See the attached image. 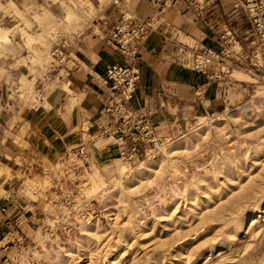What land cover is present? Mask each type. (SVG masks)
<instances>
[{"label":"rangeland","instance_id":"1","mask_svg":"<svg viewBox=\"0 0 264 264\" xmlns=\"http://www.w3.org/2000/svg\"><path fill=\"white\" fill-rule=\"evenodd\" d=\"M91 1L0 0L13 39L0 49V264H264V44L247 2L166 0L215 45L178 29L180 68L203 80L177 98L173 128L155 124L161 155L129 167L99 136L106 121L90 125L71 61L94 23L106 33L138 0ZM75 99L81 141L65 127Z\"/></svg>","mask_w":264,"mask_h":264},{"label":"crops","instance_id":"2","mask_svg":"<svg viewBox=\"0 0 264 264\" xmlns=\"http://www.w3.org/2000/svg\"><path fill=\"white\" fill-rule=\"evenodd\" d=\"M124 1L128 4V0ZM216 2L226 4L227 0H216ZM166 4H168L166 0H138L135 7L129 9L127 7V9L132 14L139 17L147 16L152 18L151 16L157 12L159 18L160 15L164 16L161 17L164 20L161 31L151 34L142 45L139 64L142 68L143 76L137 96L145 112L152 117L156 125H159L161 128H173L176 124V121L174 122L176 117L174 113H172V110H175L173 107H178V105H176V103H178L177 98H182L187 94L190 84H195L203 80L202 76L180 68L183 48L182 43L178 40V36H176V32L178 29H181L185 33L190 32L192 39L202 45L206 44L212 47L215 45V41L213 33L208 35L206 32H202L204 26L203 24H198L199 22L192 25L182 19L184 25L182 23H176L174 19L179 18L177 14L180 11L178 8L176 9L179 1L172 7H165ZM161 9H163V12L160 11ZM180 10L184 11V9ZM110 13L111 11L105 14V16L108 17ZM220 24L221 22L218 23V25ZM99 26L100 25L94 23L93 31L90 35L82 36L80 42H85V48L83 47L84 51L81 55L72 54L74 58L71 61L74 65L72 71L74 78L81 84V89H84V91L88 90V92L92 94L91 97L84 99V103L81 104V107L88 114L90 125H92L94 131L97 126H100L103 121H106L102 114L106 91L102 80L106 68L119 60L118 54L115 53L105 40V33L102 31L99 32ZM90 43L92 45H90ZM76 102L73 109L72 106L70 107V109H72L71 112H69L68 109L66 111L68 118L73 113L76 114L72 115L71 119L69 118V124L65 127L67 131L71 130L70 133L74 135V138L80 136V139L81 136H86V134L76 131L75 128V126H78L77 123L79 122L78 117H75V115H78V109L81 110L79 107L80 102H78V100H76ZM97 116L99 117L97 118ZM94 118L96 120H91ZM55 122L60 126V131H63L61 127L63 123L62 119L57 116ZM56 124H54V126H56Z\"/></svg>","mask_w":264,"mask_h":264},{"label":"built area","instance_id":"3","mask_svg":"<svg viewBox=\"0 0 264 264\" xmlns=\"http://www.w3.org/2000/svg\"><path fill=\"white\" fill-rule=\"evenodd\" d=\"M245 1L258 41L264 44V0ZM118 4L120 1L116 0L115 5ZM163 9L160 11L163 12ZM126 12H119L112 27L104 35L119 60L106 68L102 80L106 89L103 106L106 126L99 136L108 140L115 155L132 167L160 156L166 149L168 139L158 133L155 122L145 112L137 96L143 76L139 64L140 51L151 34L161 31L160 18L143 19ZM220 39L229 45L237 43L228 27ZM214 56L212 51L206 53V57L197 56V64L194 66L196 71L204 72ZM81 153L84 154V148Z\"/></svg>","mask_w":264,"mask_h":264},{"label":"bare ground","instance_id":"4","mask_svg":"<svg viewBox=\"0 0 264 264\" xmlns=\"http://www.w3.org/2000/svg\"><path fill=\"white\" fill-rule=\"evenodd\" d=\"M87 3H89L88 5H92V3H90L89 1H87ZM93 6V5H92ZM46 17V16H45ZM48 17V16H47ZM49 18V17H48ZM47 18V19H48ZM40 19V18H39ZM46 19V18H45ZM51 19V18H50ZM42 20V19H41ZM49 20V19H48ZM47 20V21H48ZM52 20V19H51ZM54 20V19H53ZM50 21V20H49ZM48 21V22H49ZM46 22V21H45ZM50 22H53L54 23V21H50ZM42 23V22H41ZM50 24V23H49ZM47 26V25H46ZM13 39H11V37H10V35H9V32L8 31H1L0 30V49H2V50H4V51H12V50H10L9 48L11 47H9V48H5L4 47V45L5 44H7V46L8 45H11V43L13 44V41H12ZM31 42H32V40H31ZM34 42H35V40H34ZM35 44V43H34ZM30 46H33V43L31 44L30 43ZM33 47H35V46H33ZM38 47V49H36V48H34L35 50H37V52H39V54H40V56H41V54L43 53L42 51H43V49L42 48H39V46H37ZM12 48V47H11ZM31 48V47H30ZM31 50V49H30ZM40 52H42V53H40ZM5 53V52H4ZM0 54H1V52H0ZM11 54V53H10ZM44 54V53H43ZM42 54V55H43Z\"/></svg>","mask_w":264,"mask_h":264}]
</instances>
